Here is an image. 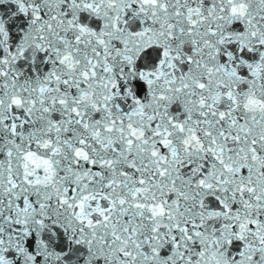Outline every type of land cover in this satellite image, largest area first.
I'll list each match as a JSON object with an SVG mask.
<instances>
[{
    "label": "snow or ice",
    "instance_id": "obj_1",
    "mask_svg": "<svg viewBox=\"0 0 264 264\" xmlns=\"http://www.w3.org/2000/svg\"><path fill=\"white\" fill-rule=\"evenodd\" d=\"M0 264H264V0H0Z\"/></svg>",
    "mask_w": 264,
    "mask_h": 264
}]
</instances>
